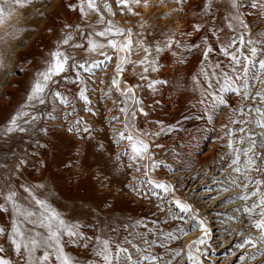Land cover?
<instances>
[{
	"label": "rangeland",
	"instance_id": "1",
	"mask_svg": "<svg viewBox=\"0 0 264 264\" xmlns=\"http://www.w3.org/2000/svg\"><path fill=\"white\" fill-rule=\"evenodd\" d=\"M69 2L70 0H30L26 7L19 8L0 23V129L7 123L10 115L25 102L31 84L37 78V74L46 69L49 52L55 50L57 41L64 32H71L73 39L70 42L71 46L61 45V48L76 62L102 61L104 57L99 54L100 51L111 56V60L94 68L91 73L82 72L84 85L78 82L72 83L75 78L73 69H69L59 77H54L55 82L49 87L62 92L70 102L68 106L60 105L58 100L53 103L49 96L47 105L37 104L34 109H25L43 115L45 112H50L53 107L57 108V113L54 114H58L59 119L47 125L52 131L46 138L51 140L46 153L48 159L46 165L37 164V159L42 157L34 159L31 156L33 149L29 144H34V138L30 139L29 135L22 133H13L8 137L0 134V189H6L9 184L19 183L33 186L36 195L46 199L66 219H75L84 225V231L90 237L95 233L102 238L111 237L117 242L127 237L143 246L136 237L137 233H148V229L153 228L155 232L148 233L147 238L158 237L164 240L162 233L170 232L176 238L165 240L166 248H160L157 244L153 246L152 251L162 255L165 260H171V264H191L188 259L189 251L200 261V264H264V254L257 252V249L247 244L243 248L237 247L244 242L243 233L250 230L259 233L251 227L248 216L243 212L245 203L250 204L255 198L250 197L247 202L240 199L245 191L242 185L247 181L238 179L239 174L227 167V164L231 163L230 157L226 155L229 149L227 148L223 153L227 147L226 128L236 130L233 136L237 140L244 135L238 131L243 125L231 123V120L246 118L241 117L238 111H233L240 106V98L234 93L225 92L223 95L227 103L217 105L212 110L211 122H208L206 117L197 119L198 115H202L203 106L196 103L199 93L193 91L191 82V75L198 71L196 60L193 56H187L189 63L177 64L171 52L167 50L157 56L153 48L152 58L158 59L161 68L159 72H150L149 75L152 78L167 80L168 83L157 85V92L151 94L144 86L145 82L139 81L142 68L135 61L142 59L144 53L136 41L143 40L146 44L151 43L154 46L158 41H164L167 35L175 34L177 39L198 42L195 36L181 37L180 31H192L190 25L196 21L193 13L199 12L197 5L200 0H184L183 11H177L180 6L177 5L176 0H147V5L144 0H140L138 4L131 3L132 12L127 8H121L117 0H107L113 14L103 10L104 0H97L105 16L104 23L96 22L98 17L95 12H90L88 17L80 16L77 10L67 8ZM71 2L78 3L79 0H71ZM213 11L217 15L215 23L220 24L224 8H220L218 12L214 8ZM244 11L246 20L254 30H264V20L258 18L256 10L246 7ZM108 20H111L115 26L130 29L132 32L133 49L129 56L131 62L124 65V71L119 79L122 87L125 83L142 85L135 90L136 95L144 100L145 108L149 112L147 119L138 113L134 122L135 127H130L128 131L142 139H149L141 133L158 130V126L152 121L162 119L166 124L178 122V127L171 133L165 132L151 138L152 152L157 166L155 169L149 167V176L157 182L171 185L170 193L166 194L162 189L155 188L154 184L149 185L146 179L140 183L143 171L137 170L139 164L129 168L127 156L121 157L123 167L113 170L116 154L127 144L126 140L119 145L115 143V133L121 130L125 122L124 116L119 112L124 97L111 85L115 75L117 54L124 55V53H117L107 46L106 40L114 38L122 42L123 37L95 36L93 38L98 42L105 43V48L97 51H89L86 48L88 33L102 31L107 26ZM66 22L80 25L79 30L63 29L62 25ZM75 45L81 47L74 48ZM15 48L17 51L13 57ZM220 59L223 62V58ZM65 75L69 77L68 80L63 79ZM80 87L87 88L86 94L91 101L88 107H91V113L84 110L85 104L78 98ZM262 87L264 85L259 82H253L255 90ZM154 100H159L160 104L155 105ZM131 103L132 101H128L129 106ZM193 103H196L195 107L191 106ZM208 103L211 104V101ZM244 112H248L247 106ZM65 113L70 114L67 120ZM113 116L118 117L114 123ZM78 117L92 125L96 140L110 149L105 153L106 157L109 155L112 157L104 172L106 179L93 178L96 165L92 163L93 157L90 153L85 157L87 163L83 171L79 164L71 168L61 164L62 160L67 161L70 156L77 160L81 159L75 155L76 149L73 145L81 144L82 141L66 131L68 123ZM254 117L255 114L253 119ZM248 128L257 134L264 131L254 123ZM157 144L162 147H155ZM247 146V140L243 144L235 145L241 149ZM256 151L261 152L264 149L257 146ZM25 153L29 154V162L19 172L13 174L15 172L13 165ZM193 154H197L198 158ZM257 161L264 163L259 158ZM251 175L257 179H264V174L258 175L252 172ZM233 179H237V183L241 186L233 185L231 183ZM37 184H42L44 187L37 188L35 187ZM133 184L136 185V191H132L130 187ZM223 188L228 190L222 191ZM251 190L250 186L248 191ZM261 190L264 191V187ZM205 191H209V194L200 195ZM20 194L25 195L22 190ZM220 197L221 199L217 200ZM174 199L191 204L192 212L181 213L172 203ZM209 199L214 203L208 202ZM227 200L235 205H227L230 207L224 209L223 205ZM211 202L213 204L210 206ZM235 211L242 212L241 220H238L237 212L231 214ZM197 214L198 219L205 222L207 235L202 232L198 220L191 218ZM181 215L185 220L174 218ZM8 220L7 213H0V226L7 224ZM137 221L141 223L137 224ZM154 221L156 223H153ZM181 228L184 229L183 232L180 231ZM38 230L43 231V229ZM200 239H204L205 242L196 243ZM0 244L7 250L5 255L15 260V254L8 244L3 239H0ZM66 251L81 260L92 257L91 248L87 257L82 247L68 246ZM253 253H256V259L239 260L242 254L251 257Z\"/></svg>",
	"mask_w": 264,
	"mask_h": 264
},
{
	"label": "snow or ice",
	"instance_id": "2",
	"mask_svg": "<svg viewBox=\"0 0 264 264\" xmlns=\"http://www.w3.org/2000/svg\"><path fill=\"white\" fill-rule=\"evenodd\" d=\"M140 0H117L121 8H127L132 12L131 3H139ZM147 5V0H144ZM30 3V0H0V23H3L5 18L10 17L19 8H24ZM177 11H183L184 0H176ZM199 12L193 13L196 21L190 25L192 31H180L181 37L197 38V41H189L177 39L175 34L167 35L165 40L157 42L154 46L151 43H145L143 40L136 41V44L143 50V58L135 61L141 66L142 71L139 74V81L145 82L144 86L149 93L157 92V85L168 83L167 80L150 77V72H159L161 65L158 59L152 58L154 48L157 56L165 50L171 52L177 64L185 65L189 63L187 56H193L196 60L198 71L191 75L193 91L199 93V99L196 103L202 105V115H198L197 119L207 118L208 122L213 120L212 110L217 105L227 103L223 93L231 92L240 98V106L233 111H238L241 117H246L238 120H231L232 124H240L238 131L244 135L239 137V140L233 136L235 129L226 128L227 148L231 163L227 167L231 168L235 173H238V179L242 178L247 183H243L245 189L240 196L243 201H249L250 197H254L250 204L245 203L243 212L248 216L251 222V227L255 228L259 233L257 239L245 237L242 244L237 245L243 248L245 244L257 249V252L264 254V179H257L251 175L252 172L264 174V163H258L257 158L264 162V151L257 152V146L264 149V131L257 134L248 128L249 125L255 124L256 127L264 130V87L259 90L253 88V82H259L264 85V30H254L250 23L246 20L244 9L256 10V15L261 20H264V0H200L197 5ZM67 8L77 10L80 16L88 17L90 12L97 14V23H104L105 16L103 10L109 14L112 13V7L104 0L103 10L97 3V0H79L78 3L70 2ZM220 8H224V14L220 24H216V12ZM206 18V20L204 19ZM63 29L76 28L79 30L80 25L64 23ZM123 37L122 42L117 39L108 38L106 45L116 50L117 63L115 75L111 80L112 87L116 92L120 93L124 100L123 106L119 108V112L124 116L125 122L121 126V130L115 133V143L119 145L122 141H127L125 148L116 154L113 170H119L123 167L121 162L122 156H127L129 160L128 167H136L137 170H142L143 175L140 183L146 179L149 185H155V188L162 189L166 194L172 191V186L163 182H157L149 176V167L155 169L157 161L153 155L151 142L152 137H157L165 132L171 133L178 127L176 123H165L162 119L152 121L158 126V130L154 132L144 131L142 136L149 139H142L140 136L133 135L128 129L135 127L137 114H141L147 119L149 112L145 108L144 100L136 95V89L142 85L125 83L121 86L120 74L124 71V65L130 63L129 56L133 49L132 32L130 29L117 27L111 20L107 21V26L102 31L88 33L89 39L87 42V50L97 51L105 48V43L98 42L93 37ZM73 36L71 32H64L58 39L55 50L49 52V58L46 61V69L37 74V78L31 84L26 95L25 102L20 106L14 114L10 115L7 123L0 129V134L5 137L13 133H22L29 135L30 139L35 140L34 144H29L33 149L31 156L37 159V164L46 165L47 149L51 144L49 137L52 129L47 125L52 121L59 119L57 108L53 107L50 112H45L43 115L39 112H30L25 109H34L37 104L47 105L49 96L53 103L57 100L60 105L68 106L69 100L60 91L49 87L54 83V77L61 76L69 69L75 70L74 80L72 83L85 84L83 73H91L94 68H98L105 61L111 60L105 52L100 51V55L104 60L99 62H76L75 59L66 51L62 50L61 45H70ZM80 45H75L74 48H79ZM181 49L183 51H181ZM223 58V62L220 58ZM71 61V62H70ZM64 80H68L67 75L63 76ZM111 91V88H109ZM253 92L255 94H253ZM87 88L80 87L78 89V98L85 104L84 110L91 113V104L89 96L86 94ZM128 101H132L129 106ZM211 101V104L208 103ZM251 102V103H246ZM155 105H159V100H154ZM171 103V102H170ZM196 103L191 104L192 107ZM245 106L248 107V112H244ZM253 114L255 117L253 119ZM69 113H65L67 120ZM46 117V120H45ZM188 117H185L187 119ZM118 119L117 116L112 117L114 123ZM129 121L132 123L130 124ZM43 122V123H38ZM72 136L79 137L81 144H74L76 149L75 155L81 159L77 160L73 157H68L67 161H61L66 167L80 165L82 171L87 163L85 157L91 154L93 157L92 163L96 165L94 179L104 177V172L107 169L108 161L112 157L105 156L110 149L104 143L96 140L93 135L95 129L83 118H77L68 123L66 128ZM255 137V138H253ZM247 140L246 148L235 147L237 143L243 144ZM41 141H44L43 143ZM95 141V143H93ZM159 148L162 145H155ZM28 153L23 154L13 168L19 172L29 161ZM243 157V164L241 159ZM225 159V157H221ZM148 161V163H141ZM105 179L107 177H104ZM233 185L241 186L237 183V179L231 181ZM101 186L103 180L101 179ZM252 188L249 192L248 189ZM37 188H43L44 185L37 184ZM132 191H136V185L130 186ZM22 190L23 196L20 194ZM223 188L222 191H227ZM214 199V197H213ZM23 201V202H22ZM172 203L181 213H191L192 205L184 203L179 199H174ZM258 210V211H257ZM0 213H7L9 220L5 225L0 226V239H3L8 244L10 250L15 254L16 259L5 255L6 248L0 244V264H171V260H165L162 255L152 251L153 246L159 245L160 248H166L165 240L175 239L172 233H162L164 240L157 238H147L148 233H154L155 229L149 228L148 233H137L136 237L142 242V245L134 242L132 239L124 238L123 241H114L111 237L102 238L100 235L90 237L84 231V225L78 220L66 219L60 212L51 206L46 199L39 198L33 191V186L27 183H19L18 185L9 184L6 189H0ZM180 220H185L184 216L174 217ZM193 220H198L202 232L207 235L208 229L203 220L198 219V214L191 217ZM140 224L141 221H137ZM153 223H156L155 221ZM38 229H43L40 231ZM184 231L183 228L180 229ZM204 239L198 240L196 243H204ZM259 245V247H258ZM68 246H76L83 248L84 255L87 257L88 250L91 248L92 257L86 259H78L73 257L66 251ZM135 255V258H134ZM54 257V259H52ZM246 258L256 259V253L251 257L247 254H242L239 257L240 261ZM188 259L191 264H200V261L193 256L191 251L188 253Z\"/></svg>",
	"mask_w": 264,
	"mask_h": 264
},
{
	"label": "bare ground",
	"instance_id": "3",
	"mask_svg": "<svg viewBox=\"0 0 264 264\" xmlns=\"http://www.w3.org/2000/svg\"><path fill=\"white\" fill-rule=\"evenodd\" d=\"M58 1H59V0H58ZM16 51H17V50H16V48H15L14 51H13V55H12L13 57H15ZM0 96H1V94H0ZM0 105H1V103H0ZM226 151H227V147H226V149H224L223 153L226 152ZM223 153H222V154H223ZM193 156H194L195 158H198V157H197V154H193ZM216 177H217V176H216ZM212 193H213V192H212ZM197 194H198V193H197ZM202 194H204V195L209 194V191H208V192H207V191H205V192H201L200 195H202ZM221 195H222V194H221ZM223 196H224V195H223ZM214 199H215V198H214ZM220 199H221V197L218 198L217 200H220ZM210 201H212V200L209 199L208 202H210ZM212 202L214 203V201H212ZM212 202H211L210 206L213 204ZM227 205H231V206H232V205H235V204H232L231 201H228V200H227V203H225V204L223 205L224 209H228V208L230 207V206L228 207ZM237 211H238V210H237ZM237 211H235V212H231V214H232V213H236ZM241 213H242V212H241ZM241 213H240V212H237V214H236V215L238 216V220H241V219H242V214H241ZM219 216H220V215H219ZM221 217H223V216H221ZM232 220H236V219H232ZM242 232H243V230H242ZM259 235H260V233H256V232L253 231V230H250V231H248V232L242 234L243 237H252L253 239H257V238L259 237ZM249 246H250V245H249ZM247 247H248V246H247ZM178 264H179V263H178Z\"/></svg>",
	"mask_w": 264,
	"mask_h": 264
}]
</instances>
